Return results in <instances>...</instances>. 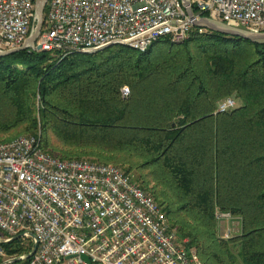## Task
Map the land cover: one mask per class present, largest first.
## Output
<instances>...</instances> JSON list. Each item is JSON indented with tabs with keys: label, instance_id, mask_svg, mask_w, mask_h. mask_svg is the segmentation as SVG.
I'll return each mask as SVG.
<instances>
[{
	"label": "trees",
	"instance_id": "trees-1",
	"mask_svg": "<svg viewBox=\"0 0 264 264\" xmlns=\"http://www.w3.org/2000/svg\"><path fill=\"white\" fill-rule=\"evenodd\" d=\"M226 98L240 103L220 112ZM40 133L52 155L132 174L203 264H264V45L194 27L145 52L0 57V142ZM218 209L240 233L221 235ZM29 241L3 246L20 257Z\"/></svg>",
	"mask_w": 264,
	"mask_h": 264
},
{
	"label": "built area",
	"instance_id": "built-area-1",
	"mask_svg": "<svg viewBox=\"0 0 264 264\" xmlns=\"http://www.w3.org/2000/svg\"><path fill=\"white\" fill-rule=\"evenodd\" d=\"M188 1L49 0L37 45L67 54L124 40L145 52L162 39H188L195 27L189 9L197 18L264 31V0ZM36 2L0 0L1 50L20 47L33 32ZM122 94L129 96V87ZM237 106L226 98L218 110ZM216 216L219 224L234 218L219 209ZM0 229L3 238L23 234L34 245L29 234L35 235L38 247L28 264H88L83 256L92 264H203L132 174L114 164L52 155L41 133L0 142ZM221 235L234 234L228 227ZM12 258L0 242V264Z\"/></svg>",
	"mask_w": 264,
	"mask_h": 264
},
{
	"label": "water",
	"instance_id": "water-1",
	"mask_svg": "<svg viewBox=\"0 0 264 264\" xmlns=\"http://www.w3.org/2000/svg\"><path fill=\"white\" fill-rule=\"evenodd\" d=\"M48 1L49 0H37V2H36V12H37V16H38L37 26L33 30V32L29 35L27 40L20 47L9 49V50H1L0 49V57H6V56L12 55L14 53H17L19 51L26 50L28 48H30V49L35 48L36 51L41 50L40 45H37V40L40 37V35L42 33L43 26H44V14H45V9H46ZM184 1H185L186 5H189L188 0H184ZM188 12H189L190 17L192 18V22H193L194 26L197 28L214 31V32L224 34L227 36L239 37V38H242L245 40H249L255 44L264 45V31H253V30H249L246 28L233 26V25H230L228 23H225V22H222L219 20H215V19L210 18L208 16H201L200 18H197L190 9L188 10ZM118 44H126V41H124V40L111 41V42H108L106 44H103V45L95 47V48H88V49L84 50V52L96 53V52L102 51L108 47L118 45ZM29 236L35 240V245H34L33 250L27 255H23L20 257H16V258L6 260L3 264H12V263H17V262H22V261L28 260L36 252L37 247H38V242L36 240V237L33 233H30ZM22 237H23V234L7 239V238H3L0 234V242L9 243V242H12L14 240L21 239ZM83 259L86 260L88 262V264H92V262L90 261V259L87 256H83Z\"/></svg>",
	"mask_w": 264,
	"mask_h": 264
},
{
	"label": "crops",
	"instance_id": "crops-1",
	"mask_svg": "<svg viewBox=\"0 0 264 264\" xmlns=\"http://www.w3.org/2000/svg\"><path fill=\"white\" fill-rule=\"evenodd\" d=\"M220 233H223L228 227L232 228L233 234H238L241 232V223L238 218H233L231 221H225L219 224Z\"/></svg>",
	"mask_w": 264,
	"mask_h": 264
},
{
	"label": "rangeland",
	"instance_id": "rangeland-1",
	"mask_svg": "<svg viewBox=\"0 0 264 264\" xmlns=\"http://www.w3.org/2000/svg\"><path fill=\"white\" fill-rule=\"evenodd\" d=\"M47 7V6H46ZM46 10V9H45ZM47 11H48V9L46 10V15H47ZM45 15V14H44ZM44 20H45V18H44ZM44 24H45V21H44ZM36 26H37V22H36V24H35V26H34V29L36 28ZM240 102L239 101H237V104H239ZM150 195V194H149ZM0 234L1 235H5V233L0 229ZM23 242H25L26 244H29L30 243V241H29V239L28 240H23Z\"/></svg>",
	"mask_w": 264,
	"mask_h": 264
}]
</instances>
